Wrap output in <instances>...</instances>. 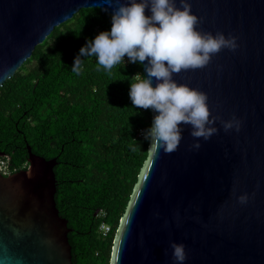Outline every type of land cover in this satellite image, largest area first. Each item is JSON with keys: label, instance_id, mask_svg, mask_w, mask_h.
Masks as SVG:
<instances>
[{"label": "water", "instance_id": "95a60500", "mask_svg": "<svg viewBox=\"0 0 264 264\" xmlns=\"http://www.w3.org/2000/svg\"><path fill=\"white\" fill-rule=\"evenodd\" d=\"M122 2L0 0V87L80 9L111 15ZM188 2L197 30L231 35L237 48L221 49L205 67L181 70L173 79L207 95L210 118L236 117L240 130L225 132L216 122L217 133L205 141L182 125L180 144L170 153L152 151L149 142L110 264H174L172 242L184 245V264H264V0ZM156 83L152 78L151 86ZM27 153L26 169L0 173V264H72L70 229L54 199L56 159L30 147Z\"/></svg>", "mask_w": 264, "mask_h": 264}, {"label": "trees", "instance_id": "16d2710c", "mask_svg": "<svg viewBox=\"0 0 264 264\" xmlns=\"http://www.w3.org/2000/svg\"><path fill=\"white\" fill-rule=\"evenodd\" d=\"M111 28V15L80 9L36 46L30 58L0 87V155L11 173L28 166L27 147L54 167L59 216L67 221L72 264H110L114 238L125 213L149 142L151 109L129 99L142 65L111 71L94 57L71 71L86 40ZM109 227L106 235L99 228Z\"/></svg>", "mask_w": 264, "mask_h": 264}, {"label": "clouds", "instance_id": "9594fccd", "mask_svg": "<svg viewBox=\"0 0 264 264\" xmlns=\"http://www.w3.org/2000/svg\"><path fill=\"white\" fill-rule=\"evenodd\" d=\"M145 9L150 11L149 16ZM198 23L188 0H124L113 8L110 30L86 40L74 57L71 71L77 75L82 72L84 57H94L106 71L124 64L125 56L132 64L147 60V77L134 75L136 82L130 84L128 96L135 108L158 113L142 133L152 151H175L182 139V125H190V135L205 141L217 133L216 122L225 132L240 130L241 122L236 117L210 118L207 95L173 79V74L181 70L205 67L221 49L237 48L235 37L201 32ZM152 78L157 81L155 87L151 86ZM193 147H200L199 139L194 140ZM246 201V195L239 197L240 203ZM170 247L174 264H184V245L172 242Z\"/></svg>", "mask_w": 264, "mask_h": 264}, {"label": "built area", "instance_id": "2783aa9c", "mask_svg": "<svg viewBox=\"0 0 264 264\" xmlns=\"http://www.w3.org/2000/svg\"><path fill=\"white\" fill-rule=\"evenodd\" d=\"M0 173L4 176L10 173V169L8 166V160L2 156H0ZM99 230L103 235H106L107 232L109 231V227L106 226L105 224H101Z\"/></svg>", "mask_w": 264, "mask_h": 264}]
</instances>
